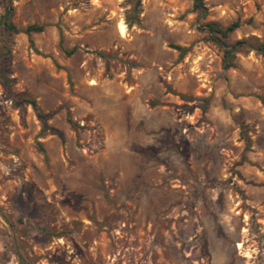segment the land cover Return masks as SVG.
Returning a JSON list of instances; mask_svg holds the SVG:
<instances>
[{
	"label": "rangeland",
	"instance_id": "obj_1",
	"mask_svg": "<svg viewBox=\"0 0 264 264\" xmlns=\"http://www.w3.org/2000/svg\"><path fill=\"white\" fill-rule=\"evenodd\" d=\"M203 3L12 1L44 28L0 29V264H264V52L202 29L264 42V0Z\"/></svg>",
	"mask_w": 264,
	"mask_h": 264
},
{
	"label": "trees",
	"instance_id": "obj_2",
	"mask_svg": "<svg viewBox=\"0 0 264 264\" xmlns=\"http://www.w3.org/2000/svg\"><path fill=\"white\" fill-rule=\"evenodd\" d=\"M13 0H3L4 2V9L3 12L0 14V29L3 34H5L6 38L10 36L11 34H15L18 32H23L27 35H29L31 32H41L44 28L43 25L38 24H30L25 26L24 28H18L13 21L11 20V15L13 12V6H12ZM206 8L204 6L203 0H192V11L195 12L197 15H202L205 12ZM238 27V22L235 21L229 25H227L225 28L219 27L218 24L215 22H206L203 24L202 29H204L209 36V39L214 41L216 44H218L222 48V57L224 65L229 68L233 67L235 65L234 59H235V53L239 50H241L243 47H247L250 50H254L256 52H264V42H252L249 39H238L234 41L233 43H227L225 39L229 36V34ZM174 48L178 50H183L180 46H174ZM72 50L65 51L66 53L70 54ZM8 49H5V52L1 56L0 61V80L1 82L6 85L8 82V79L6 75L3 72V63L8 62ZM11 100L13 101L14 105L17 107H22L24 103H28L31 105L32 109L34 110V113L36 114L37 118L40 120L42 127V131H49L52 134H56L61 137L60 132L57 129L49 127L45 121L47 118H49L51 115L55 113V111H49V112H42L36 101L31 98L27 97H21L17 98L14 94H9ZM261 101L264 103V98H260ZM67 121L72 125L73 127L78 126L69 114L67 113ZM246 144L248 146L249 140L245 138ZM264 238V236H263ZM19 261L21 264H26L25 259L23 255L18 252Z\"/></svg>",
	"mask_w": 264,
	"mask_h": 264
},
{
	"label": "bare ground",
	"instance_id": "obj_3",
	"mask_svg": "<svg viewBox=\"0 0 264 264\" xmlns=\"http://www.w3.org/2000/svg\"><path fill=\"white\" fill-rule=\"evenodd\" d=\"M118 28H119L121 33L125 32V27H124V25L122 23L119 24Z\"/></svg>",
	"mask_w": 264,
	"mask_h": 264
}]
</instances>
